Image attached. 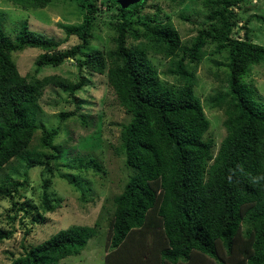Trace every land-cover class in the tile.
<instances>
[{"label":"trees","instance_id":"16d2710c","mask_svg":"<svg viewBox=\"0 0 264 264\" xmlns=\"http://www.w3.org/2000/svg\"><path fill=\"white\" fill-rule=\"evenodd\" d=\"M8 1L23 9H38L51 0ZM97 1L88 0L80 24L63 26L67 36L80 40L65 51L55 52L61 42L29 30L25 23L11 39L0 22V170L22 156L38 129L36 100L43 87L53 85L74 100L84 84L82 77L71 83L58 75L22 76L11 55L25 48L40 49L44 53L36 65L41 67L58 66L65 58L82 54L79 68L105 74L119 105L130 115L121 127L116 150L124 155L131 173L114 197L104 264H264V104L255 99L254 89L245 81L252 66L264 61V47L250 41L248 20L236 26L242 0H203L205 23L189 47L181 45L171 22L156 20L158 10L147 20L127 18L147 0L124 9L112 0H102L121 16L114 47L81 53L92 37ZM171 1L178 6L183 0ZM235 29L243 30V35L234 33ZM130 39L136 44L129 45ZM209 42H215L211 54L226 49L229 69L227 92L212 97V105L223 110L226 130L215 155L213 139L203 137L209 121L193 92V71ZM149 51L172 58L168 73L174 84L161 81ZM75 116L79 117L77 110L61 113L57 126L43 131L42 145L55 153L42 161L30 154L24 157L25 175L36 166H42L46 174L41 185L45 212L56 207L47 190L52 162L59 156L51 142L62 122ZM27 181L25 177L0 183V196L10 203L8 217L13 223L19 216L24 236L44 221L30 201H16ZM96 233L93 226L74 225L40 244L23 246L9 264H58L79 254ZM11 234L0 233V239Z\"/></svg>","mask_w":264,"mask_h":264},{"label":"rangeland","instance_id":"374dc122","mask_svg":"<svg viewBox=\"0 0 264 264\" xmlns=\"http://www.w3.org/2000/svg\"><path fill=\"white\" fill-rule=\"evenodd\" d=\"M87 2L51 0L44 8L23 9L8 0H0V22L11 39L25 23L29 30L61 42L55 52L65 51L79 44L80 40L74 35L67 36L63 26L80 24L87 14ZM96 8L92 17V37L81 53L92 50L106 52L114 47L113 39L116 23L121 20L120 13L115 7L107 8L102 0L96 2ZM206 9L203 0H183L178 6L171 0H147L138 15L128 13L127 18L147 20L146 17L155 15L158 10L156 20L171 22L179 33L181 45L189 47L205 23ZM237 12L236 26L248 20L247 35L250 41L264 47V0H242ZM133 26L142 31L140 26ZM234 33L242 36L244 32L235 29ZM128 42L129 45H135L137 40L130 39ZM214 47L215 42L208 43L205 55L193 71V92L199 98L209 121L203 137L213 139V155L226 136V130L223 126V110L212 105V97L227 92L229 74L226 49L211 54ZM43 53L37 48H25L11 57L22 76L41 79L58 75L71 83L82 77L84 84L73 95L74 100L68 92L53 85L43 87L36 100L38 129L21 152L22 156L12 158L0 170V183L22 181L27 177V185L20 189L21 196L16 201H30L44 217L43 222L34 224L24 236L19 226V216L12 223L7 214L10 203L6 197L0 196V233L12 232L10 237L0 239V264H9L23 250V246L40 244L58 231L74 225L93 226L97 233L87 241L79 254L59 260L58 264H104L114 197L121 193L131 173L124 165V155L116 150L120 145L121 127L129 121L130 115L119 105L105 74L79 68L78 61L82 59V54L65 58L58 66L40 67L36 65V60ZM179 55H182L181 50ZM147 56L156 67L161 81L174 84L175 79L168 73L172 58L152 51ZM186 67L189 69L188 65ZM245 81L254 89L255 99L264 104V61L252 66ZM74 110L87 123L83 125L76 116L63 121L59 133L51 142L59 156L57 162H52V182L47 190L55 200L53 203L56 207L53 212H45L41 205V185L46 174L42 166H36L25 175L24 157L30 154L42 161L46 155L55 153L53 148L42 145L43 131L55 128L61 113Z\"/></svg>","mask_w":264,"mask_h":264},{"label":"water","instance_id":"95a60500","mask_svg":"<svg viewBox=\"0 0 264 264\" xmlns=\"http://www.w3.org/2000/svg\"><path fill=\"white\" fill-rule=\"evenodd\" d=\"M114 3L120 6V8L124 9L131 5H135L140 3L143 0H112Z\"/></svg>","mask_w":264,"mask_h":264},{"label":"bare ground","instance_id":"6f19581e","mask_svg":"<svg viewBox=\"0 0 264 264\" xmlns=\"http://www.w3.org/2000/svg\"><path fill=\"white\" fill-rule=\"evenodd\" d=\"M8 5V4H7Z\"/></svg>","mask_w":264,"mask_h":264}]
</instances>
